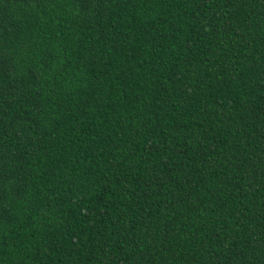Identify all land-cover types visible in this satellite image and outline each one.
<instances>
[{"label":"trees","instance_id":"16d2710c","mask_svg":"<svg viewBox=\"0 0 264 264\" xmlns=\"http://www.w3.org/2000/svg\"><path fill=\"white\" fill-rule=\"evenodd\" d=\"M0 264H264V0H0Z\"/></svg>","mask_w":264,"mask_h":264}]
</instances>
